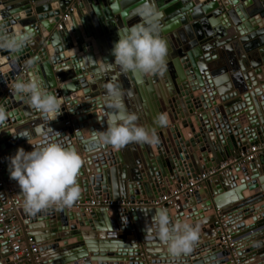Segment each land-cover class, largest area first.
Returning <instances> with one entry per match:
<instances>
[{"label": "water", "instance_id": "obj_1", "mask_svg": "<svg viewBox=\"0 0 264 264\" xmlns=\"http://www.w3.org/2000/svg\"><path fill=\"white\" fill-rule=\"evenodd\" d=\"M149 2L160 13L154 22L168 48L163 70L153 75L123 72L112 63L118 30L143 22L136 10L145 0H0V26L9 31L27 25L35 28L33 42L19 53L0 49V64L8 62L11 67L7 73L0 68V108L9 114L0 126L4 159L0 181L7 184L0 192L2 204L11 201L8 191L22 199L17 182L10 178L8 157L27 137L33 141L42 134L56 137L75 147L84 161L78 176L81 195L72 207L36 213L20 210L28 236L41 246L43 264H155V258L165 259L167 255L150 249V243L160 241L152 236L154 225L138 222L139 213L154 215L155 209L163 207L135 206L129 215L127 207L102 204L87 209V203L147 201L264 142V0ZM72 3L75 10L61 21ZM86 73L94 78L82 84ZM32 75L42 78L45 88L66 106L45 126L40 123L48 121L36 116L40 112L27 97L11 90L15 81ZM113 81L123 91L126 109L138 115V124L158 136L156 153L149 144L129 143L117 150L99 141L98 133L105 130L107 113L112 111L104 85ZM165 112L172 121L169 126ZM162 114L163 125L157 119ZM89 117L94 120L87 123ZM98 120H105L103 130L93 124L88 128ZM259 160L214 175L195 192L179 195L165 207L170 214L174 203L188 202L193 206L191 214L180 220L184 213L179 211L176 218L192 219L200 233L213 229L218 236L211 241V250L202 252L206 245L199 236L191 253L173 259H192L185 264H234L218 228L225 224L242 264H264V252L260 253L264 249V177H260L264 154ZM233 179L237 189L229 186ZM199 198L204 201L203 211L213 210V215L205 218L195 209ZM244 209L246 217L252 216L243 224L239 218ZM116 214L126 215V226L114 220ZM42 228L51 235L41 236L37 230ZM11 238L0 223V264H14ZM68 247L71 253L63 262L48 256Z\"/></svg>", "mask_w": 264, "mask_h": 264}, {"label": "clouds", "instance_id": "obj_2", "mask_svg": "<svg viewBox=\"0 0 264 264\" xmlns=\"http://www.w3.org/2000/svg\"><path fill=\"white\" fill-rule=\"evenodd\" d=\"M137 14L143 22H138L118 30V40L111 50L115 66L123 72L153 75L163 70L168 54L167 43L154 22L160 13L145 0L137 8ZM35 37V28L23 26L9 31L0 26V49L15 54L29 46ZM111 66V65H109ZM110 101L107 113V126L98 133V139L104 144L120 149L129 143L153 145L159 142L154 130L138 124V115L126 109L121 97L123 91L115 81L104 85ZM16 94L27 97L29 104L49 121L60 115L63 100L45 88L42 78L32 75L11 85ZM9 114L0 108V126H3ZM157 119L161 125L166 123L162 115ZM57 132V131H56ZM59 133V132H57ZM26 137V136H24ZM31 151L19 147L14 155L8 157L10 178L15 180L22 194L21 206L26 212L36 213L51 207H72L80 198L78 184L80 169L84 163L81 155L73 146H66L56 137L42 134L38 140H30ZM152 216L154 232L166 246L172 257L191 253L199 240L200 226L189 222L171 223L167 209L157 208Z\"/></svg>", "mask_w": 264, "mask_h": 264}, {"label": "built area", "instance_id": "obj_3", "mask_svg": "<svg viewBox=\"0 0 264 264\" xmlns=\"http://www.w3.org/2000/svg\"><path fill=\"white\" fill-rule=\"evenodd\" d=\"M82 1V0H77ZM75 10V4L72 3L70 6L66 8V11L61 15V21L67 20V18L71 15V13ZM59 27L62 28V23L59 24ZM264 152V142L251 145L248 149L241 151L238 156L225 160L221 165L218 167L210 168L206 171H201L198 173L196 177H190L186 184H181L175 189L171 190L169 193L161 194L158 197L151 198L147 201H138L136 204H131L129 201L120 200L117 202L114 201H100V200H91L85 206L87 209H91L96 205H108L111 207L112 205H116L118 207H127L128 211L131 213L135 210V206L144 205V206H154V207H168L173 204V200L175 197L179 195H185L189 193L195 192L202 184L206 183L207 181L211 180L212 176L217 174H224L225 172L229 171L235 165L244 166L247 163L257 159L260 154ZM1 153V151H0ZM3 163L4 159L0 157V173L3 170ZM6 183L4 181H0V189H2ZM3 200L0 196V223L4 224V228L6 230V234L8 236H12L13 238L10 239L11 244V252H12V260L14 264H42V258L40 255V247L38 242L33 238H28V245H24L22 242L16 239V229L14 225L8 221V211L9 202L6 205L2 204ZM22 199L16 197L14 199L15 206H21ZM55 207V206H54ZM23 208V207H22ZM57 209L61 207H55ZM218 228L222 229V243L225 244V248L231 250L232 255V262L234 264H242L239 260L237 252L235 250L234 242L231 239V236L225 232V224H221Z\"/></svg>", "mask_w": 264, "mask_h": 264}, {"label": "crops", "instance_id": "obj_4", "mask_svg": "<svg viewBox=\"0 0 264 264\" xmlns=\"http://www.w3.org/2000/svg\"><path fill=\"white\" fill-rule=\"evenodd\" d=\"M236 1V0H235ZM7 52V51H6ZM10 55H11V53H9ZM184 59H182V61H183ZM0 68H1V70H2V72L3 73H7V72H9L10 70H11V67H10V65H9V63L8 62H6L5 64H0ZM91 78H94V76H93V74H89V75H87V73L85 74V76H84V78H81L80 79V81H81V83L82 84H86V82H84V80H86V81H88L89 79H91ZM67 82V81H66ZM59 86H61L60 84H59ZM163 86H165L164 84H163ZM212 89H210L209 90V92L211 93L212 91H211ZM190 105L192 106V107H194L193 106V104L192 103H190ZM189 105H187V107H188ZM63 107H66L64 104L62 105V107H61V112H60V114H62L63 113ZM171 109V108H170ZM169 109V110H170ZM173 109V108H172ZM171 109V110H172ZM174 110V109H173ZM99 111V110H98ZM98 111H96V112H98ZM90 115L91 114H94V113H89ZM101 115H103V113L101 112ZM36 116H41V114H36ZM162 116H163V114H162ZM165 116H167V121H168V126L169 125H171L172 124V121H171V118H170V116H169V114H168V112H166L165 113ZM69 118H70V120H72V117L70 116V114H69ZM90 118V117H89ZM95 118H99V117H95ZM44 120V119H43ZM94 120V117H92V118H90V119H88L86 122L87 123H89V122H92ZM45 121V120H44ZM177 123V125H179L178 123H180V121H176ZM15 124H17V123H15ZM49 123L47 122V123H40V125H43V126H45V125H48ZM94 125L95 127H99L98 129H102L103 130V128H104V126H105V120H98V121H96V122H94V123H90L89 125H88V128H90V126L91 125ZM59 125V124H58ZM92 125V126H93ZM100 132H101V130H100ZM72 140L73 139H71L70 141H68L69 142V144L72 142ZM22 145V147L23 148H30V150H32V145H30L29 144V142L28 141H25L24 143H22L21 144ZM153 148H154V151H155V153L157 152V148H156V146H155V144H153ZM264 154V152L262 153V154H260V156L261 155H263ZM260 156L257 158V161H260L259 159H260ZM107 163L110 165V164H112L113 162H112V160H111V157H109L108 155H107ZM260 167H261V173H260V177H264V169H263V165H260ZM259 177V178H260ZM239 178L241 179V178H244V175L242 174V175H240L239 176ZM258 178V179H259ZM234 180V179H233ZM242 180V179H241ZM233 182V183H232ZM232 182H230L229 181V186L233 189V188H235V189H237L238 188V185H236L235 184V180L234 181H232ZM5 187H7V184L5 185ZM5 187H3V188H5ZM264 187V186H263ZM3 188L2 189H0V192H1V190H3ZM17 196L16 195H14V194H11L9 191H8V198L9 199H11V201L9 202L10 204H9V208H10V210L8 211V221L9 222H11L13 225H14V227H15V229H16V233H18V235H16V239L18 240V241H20V242H22L24 245H28V238H29V236H28V231H29V229H28V226L26 225V224H24V222H23V217L21 216V213H20V210L22 209V207H20V206H15L14 205V199L16 198ZM92 198H95V197H92ZM196 199V196H194V200ZM203 203H204V201L202 200V198H199V199H197V201L195 202V209L198 211V212H201L202 214H203V216L206 218V216H209V215H213L214 213V211L213 210H209V211H203ZM174 205H175V210L174 211H172V213H170L169 215H170V217L171 218H173V221H171V223H173V224H175L176 222H180V220H184L185 218H187V216H189L191 213H189V210L190 209H192L193 208V206H190V204L188 203V202H186V203H184V201H181V199L177 202V203H174ZM189 205V206H188ZM138 207H146V206H144V205H137L136 206V209L138 208ZM180 208H181V210H180ZM128 210V209H127ZM179 211H182L183 213H184V216H181V219L180 220H178L177 218H176V214L179 212ZM112 213H114L113 211L111 212V214ZM248 213H250V211L248 212ZM131 213L129 212V215H130ZM209 214V215H208ZM113 215V214H112ZM116 216H117V218L116 219H114L115 221H117V222H119V223H121L120 225H122V226H126L127 225V220H126V215L124 216V218H122V216H120L119 214L117 215L116 214ZM152 214H150L149 212H141V213H139L138 214V217H139V219H138V222H139V224L140 225H142V226H145V227H147V226H153V222H152ZM250 216H252V214L250 215ZM250 216L249 217H246V211H245V209L243 210V212H242V214H241V217L239 218V222L240 223H243L244 224V222L246 221L245 219H249L250 218ZM246 217V218H245ZM187 220V219H186ZM191 220V221H190ZM188 219L186 222H189V223H193V224H195L193 221H192V219ZM185 222V221H184ZM149 223H151V224H149ZM206 226V225H205ZM207 227V226H206ZM205 227V228H206ZM154 229V228H153ZM205 230V229H204ZM40 234H41V236H47L48 234H50L51 235V232H50V230H48V229H45V228H42V229H38L37 230ZM217 234L215 233V230H206V231H203V232H201L200 233V236H202V239H203V245L205 244L206 245V247L204 248V246H203V249H202V252H204V251H209V250H211V249H209V247H212V244H211V241H213V240H217V237L218 236H216ZM152 236H156L155 235V232L153 231V233H152ZM263 239H264V237H263ZM39 244V243H38ZM150 244H152L151 245V250L155 253V254H163V255H167L166 256V258L164 259H158V258H155L154 259V261L156 262L155 264H185L186 262H191V260H188V259H186V260H179V259H173V257H169V253L167 252V249H166V246L162 243V242H160V241H156V242H152V243H150ZM211 244V245H210ZM210 245V246H209ZM144 246V245H143ZM39 247H40V249H41V246H40V244H39ZM262 252H264V249L260 252V253H262ZM42 253V251L40 250V255H41V258H42V264H43V253ZM69 253H71V248L70 247H68V248H66L65 250H61V251H58V253H48V256L50 257V259L51 260H53L54 262H58V260H59V262H63L62 261V259H64V257H67V256H69L70 254ZM195 256H197V254H195ZM57 258H58V260H57ZM261 261L263 262L264 261V259H261ZM57 264V263H56Z\"/></svg>", "mask_w": 264, "mask_h": 264}, {"label": "bare ground", "instance_id": "obj_5", "mask_svg": "<svg viewBox=\"0 0 264 264\" xmlns=\"http://www.w3.org/2000/svg\"><path fill=\"white\" fill-rule=\"evenodd\" d=\"M166 113V112H165ZM39 115V114H38ZM167 117V116H166ZM209 215V214H208ZM190 220V219H189ZM191 221V220H190ZM149 224H151V223H149ZM210 246V245H209ZM235 247V246H234ZM236 250V249H235ZM236 252H237V250H236Z\"/></svg>", "mask_w": 264, "mask_h": 264}]
</instances>
